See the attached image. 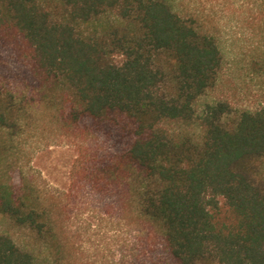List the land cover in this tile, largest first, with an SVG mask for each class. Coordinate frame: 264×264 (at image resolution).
Here are the masks:
<instances>
[{"label":"trees","instance_id":"trees-1","mask_svg":"<svg viewBox=\"0 0 264 264\" xmlns=\"http://www.w3.org/2000/svg\"><path fill=\"white\" fill-rule=\"evenodd\" d=\"M199 1L0 0V214L58 251V205L9 171L8 130L42 106L89 139L70 188L118 196L164 264H264V106L209 98L231 82L222 12L264 76V0ZM0 264L36 260L0 233Z\"/></svg>","mask_w":264,"mask_h":264},{"label":"rangeland","instance_id":"rangeland-1","mask_svg":"<svg viewBox=\"0 0 264 264\" xmlns=\"http://www.w3.org/2000/svg\"><path fill=\"white\" fill-rule=\"evenodd\" d=\"M198 6L204 3L198 0ZM220 15L226 82H231L209 98L228 96L238 108L264 106V76L238 66L252 37L248 31L242 33L233 26L228 11ZM17 88L21 92L22 86ZM8 132L12 177L23 173L44 198L58 205V251L29 228L0 214V233L9 235L18 246L31 252L36 264H164L168 260L160 233L141 221L131 208H125L118 196L70 188L73 163L90 148L88 138L82 134L74 137L42 106L23 111L17 126ZM260 173L264 179V164Z\"/></svg>","mask_w":264,"mask_h":264}]
</instances>
